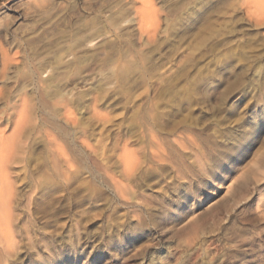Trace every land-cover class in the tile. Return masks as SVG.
Segmentation results:
<instances>
[{
  "label": "rangeland",
  "instance_id": "1",
  "mask_svg": "<svg viewBox=\"0 0 264 264\" xmlns=\"http://www.w3.org/2000/svg\"><path fill=\"white\" fill-rule=\"evenodd\" d=\"M245 1L0 0V130L33 121L0 264H264V2Z\"/></svg>",
  "mask_w": 264,
  "mask_h": 264
},
{
  "label": "bare ground",
  "instance_id": "2",
  "mask_svg": "<svg viewBox=\"0 0 264 264\" xmlns=\"http://www.w3.org/2000/svg\"><path fill=\"white\" fill-rule=\"evenodd\" d=\"M244 1V0H243ZM247 1V0H246ZM245 1V2H246ZM251 2H255L254 4H258L259 6H262L260 4V2H264V0H252ZM247 3V2H246ZM245 4V3H244ZM257 6V5H256ZM255 6V8H256ZM258 6V7H259ZM252 7V6H251ZM250 8V7H249ZM248 8V9H249ZM247 9V8H246ZM254 9V5L252 7V9L250 11H252ZM257 9L259 8H256L255 11H257ZM263 10V9H261ZM249 11V12H250ZM260 11V10H259ZM261 12V11H260ZM258 13V12H257ZM250 14V13H248ZM255 14V13H254ZM254 14H251V15H254ZM256 16V15H255ZM257 17H258V14H257ZM260 18V17H259ZM261 19V18H260ZM264 22V21H263ZM244 51V50H243ZM1 56L4 58L3 62H4V67L5 69L7 68V64H8V61H9V57H8V54L6 51H3L1 50ZM5 93V92H4ZM51 93L53 94V92H47L46 95H51ZM2 95V94H1ZM44 95L42 94V97ZM3 97V96H2ZM27 95H22L21 96V99H22V103L23 104H28V100H27ZM45 97V96H44ZM44 99V98H43ZM44 102H45V99H44ZM47 103V102H46ZM15 104V103H14ZM44 104V103H43ZM49 104V103H48ZM20 105V104H19ZM16 106V104H15ZM26 106V105H25ZM28 106V105H27ZM45 106V105H44ZM47 106V105H46ZM45 106V107H46ZM54 106V105H53ZM24 107V106H23ZM22 107L21 105V111L18 110L19 112H22V110L24 111V108ZM29 107H31L29 105ZM17 108V106H16ZM19 109V108H18ZM27 109V108H26ZM16 110V109H15ZM14 110V111H15ZM4 111V110H3ZM28 111V110H27ZM26 110L24 111L27 112ZM47 111V110H46ZM18 114L19 115V118L18 120H13V121H16V123H14L13 125V131L10 135H8V132L9 130H0V236H3L5 239H11V234H12V228H13V222H12V219L13 216H14V207H13V204H14V200H15V197H16V185H15V180H14V174H13V164H16L17 161L19 162V158H21L20 156H22V154L24 153V150L23 149V145L26 144V139L28 138L25 129L27 128L26 125H28V120H30V112L28 111L26 114ZM49 113V112H48ZM28 115V116H27ZM12 116V114H11ZM18 117V116H17ZM30 117V118H29ZM49 117H51L50 121L51 122H55V125H56V120H55V114L52 113L51 115L49 114ZM11 119V118H10ZM12 120V119H11ZM33 122V121H31ZM5 123V122H4ZM3 122L0 121V125H2ZM13 124V122H12ZM30 124V123H29ZM6 126H7V123H6ZM30 126V125H29ZM11 127V125H10ZM6 128V127H5ZM52 132V131H51ZM152 134V133H151ZM153 135V134H152ZM154 138V137H152ZM125 140V139H124ZM57 139H55V137L52 135V134H48V144H49V147L51 149H53V151L56 153L57 152V143H56ZM127 141V140H126ZM125 141V142H126ZM26 142V143H25ZM157 143V142H156ZM124 144V143H123ZM127 144V142H126ZM158 144V143H157ZM25 146V145H24ZM127 145L125 146H122L123 148H127L126 147ZM129 147V146H128ZM154 146L152 145L150 148V150H154L153 148ZM157 147H163L161 146L160 144L157 145ZM156 147V149H157ZM26 148V147H25ZM124 151H128V149H126ZM130 149V148H129ZM123 150V149H122ZM164 150V149H163ZM162 150V152H163ZM123 151V152H124ZM130 151H132L134 153L133 150L130 149ZM149 151V150H148ZM154 153H152V156L154 159H157V158H162V159H167V157L165 156L163 158V155H162V152L161 154H158V153H155V151H153ZM128 153V152H127ZM125 153V154H127ZM164 154H166L165 152H163ZM57 154V153H56ZM123 155V154H120L122 155L123 157L126 155ZM131 154V155H130ZM136 154V153H135ZM130 156H128L126 158V160H128L127 162H124L125 164H122L124 165L123 170V174H124V179H129L128 177H130V175L132 174L131 172L133 170H135V167H136V161H137V155L135 156V158L132 156V153H129ZM120 157V159L122 160L123 157ZM133 157L132 159V162H130V158L129 157ZM131 157V158H132ZM148 158V157H147ZM169 158V157H168ZM179 158V157H178ZM130 159V160H129ZM21 160V159H20ZM124 160V159H123ZM122 160V161H123ZM166 161V160H165ZM163 161V162H165ZM162 163V161H161ZM200 163L201 165L203 164V160L202 158L200 157ZM54 169H56V164L53 166ZM52 167V169H53ZM53 172H57L56 171H53ZM137 176V175H136ZM121 181V180H120ZM128 182V181H127ZM120 183V182H119ZM122 183V181H121ZM17 184V183H16ZM55 185V184H54ZM122 186H125L123 185L122 183ZM55 188V186L53 187ZM125 188V187H123ZM39 260V261H38ZM37 261L38 262H35V263H31V264H49V263H46V261L44 259H38Z\"/></svg>",
  "mask_w": 264,
  "mask_h": 264
}]
</instances>
